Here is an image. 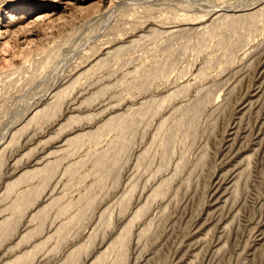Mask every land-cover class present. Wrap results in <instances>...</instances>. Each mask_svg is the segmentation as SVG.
<instances>
[{
  "label": "rangeland",
  "instance_id": "374dc122",
  "mask_svg": "<svg viewBox=\"0 0 264 264\" xmlns=\"http://www.w3.org/2000/svg\"><path fill=\"white\" fill-rule=\"evenodd\" d=\"M262 5L0 0V264H91L165 180L101 264H264V22L210 29ZM149 101L134 128L105 126Z\"/></svg>",
  "mask_w": 264,
  "mask_h": 264
},
{
  "label": "bare ground",
  "instance_id": "6f19581e",
  "mask_svg": "<svg viewBox=\"0 0 264 264\" xmlns=\"http://www.w3.org/2000/svg\"><path fill=\"white\" fill-rule=\"evenodd\" d=\"M261 5V4H260ZM248 13H250V12H248ZM247 14V13H246ZM218 20H216L215 22H217V23H215V26H213V28H212V25L210 26V27H208L207 28V30L210 28L211 30H212V32L214 31V29H216V27H219L220 26V28H221V25H225V26H228V24H230V25H234V26H232V27H235L236 25L238 26V25H242V23H247V25H245V26H248L249 27V25L250 24H255V25H257V23H259V22H264V5H262L260 8L258 7L257 9H255L252 13H250V14H247V15H225V16H221V17H216ZM215 18V19H216ZM221 18V19H220ZM220 19V20H219ZM249 24V25H248ZM243 26V25H242ZM239 27V26H238ZM254 27V26H253ZM236 28V27H235ZM180 29V28H179ZM240 29V28H239ZM243 29V28H242ZM250 29H251V27H250ZM256 29V28H255ZM172 30H174V29H172ZM176 30H178V29H176ZM237 30V29H236ZM204 31H205V29H204ZM203 30H202V32H200V33H203L204 32ZM252 31V30H251ZM207 32V31H206ZM208 32H209V30H208ZM208 32H207V34H208ZM173 33H175V32H173ZM205 33V32H204ZM216 33V32H215ZM179 34V33H178ZM210 34H211V31H210ZM212 35V34H211ZM174 36V35H173ZM150 85V84H149ZM180 90V89H179ZM177 91V92H180V91ZM175 92V91H174ZM173 94V93H172ZM174 94H179V93H174ZM173 96V95H172ZM172 96H167V97H164V98H160L161 100H159L160 102H159V108L164 104V103H167V102H169L170 100H171V98H173ZM175 96V95H174ZM198 100H196V102L194 103V108H193V110H192V112H194V114H195V112H196V110H198V108H200V107H204V106H206V104L208 103V102H210L211 101V99L208 97V93H205V95H202L200 98L198 97L197 98ZM155 99L153 98V101H154ZM152 101V100H151ZM153 101L151 102V103H153ZM156 102V101H155ZM157 103V102H156ZM149 105V106H148ZM153 105V104H152ZM157 105V104H156ZM150 106H151V104H150V101L149 102H147V103H145L144 102V104H142V106H139L140 108H138V110H132V111H128L129 113H127V114H125V115H119L120 117H117L116 119H112L108 124H106L105 126L106 127H108L107 125H109V127H111V128H113V129H115V132H118L119 134L120 133H122V131H124L125 130V127H127V126H129L130 128H134V126H135V123H136V121H137V116L138 117H144L145 115H146V113H147V110L149 111V108H150ZM149 107V108H148ZM182 107V106H181ZM181 107H180V110H181ZM135 109V108H134ZM137 109V108H136ZM152 109V108H151ZM176 110H177V108H176ZM54 111H55V109H54ZM182 111V110H181ZM55 113V112H54ZM41 113L39 112H36L33 116H32V118L30 119V120H28L29 122L33 119V118H35V117H37V116H39ZM152 114V113H151ZM182 115L183 114H181L180 116H181V119H182ZM197 116V115H196ZM201 116V115H200ZM162 121L163 120H161V122H160V124L158 125V127L156 128V131H157V133H155L154 134V136H157L158 135V133L160 132V130H161V127H162ZM167 121V120H166ZM28 122V123H29ZM27 123V122H26ZM27 123V124H28ZM177 123H180V120H178V122ZM26 124V125H27ZM127 124V125H126ZM149 124V123H148ZM25 125V126H26ZM126 125V126H125ZM180 125V124H179ZM24 126V127H25ZM164 126V125H163ZM24 127H22V128H24ZM103 127H104V125H103ZM145 128H147V127H145ZM163 128V127H162ZM132 130V129H131ZM147 130V129H146ZM19 131H21V130H18V131H16V133H18ZM15 133V134H16ZM15 134L13 135V136H15ZM87 135V134H86ZM91 135V134H90ZM122 135V134H121ZM85 135H78V136H76V137H74V138H72V139H70V140H68L69 142H72V144H77V143H80L81 141H82V139H83V137H84ZM120 136V135H119ZM124 136V135H123ZM156 138V137H155ZM115 143V142H114ZM117 144V143H116ZM132 144H133V140L132 141H130V142H125V141H123V142H121L119 145H118V150L120 151V152H123V151H127V152H129L130 151V149H131V147H132ZM146 150V149H145ZM147 152V151H146ZM1 153V152H0ZM142 153V152H141ZM4 155V154H3ZM143 155H144V153H142V154H139V156H138V162L137 163H139V161L141 162V160H143L142 159V157H143ZM100 156V155H99ZM102 156V155H101ZM118 156V155H117ZM101 161L102 160H100L99 159V157H98V160H97V163H101ZM50 164V163H49ZM52 164H54V163H51L50 165H52ZM55 165V164H54ZM179 165V164H178ZM179 168H181V166H177L176 165V170L175 171H178L177 169H179ZM68 169V168H67ZM54 170H55V167H48V165L47 166H44V168H42V169H39V170H36V171H31V172H29V173H27L26 172V174L24 173L23 174V176L22 177H20L19 178V180H17V182H15V183H13L12 185H10V189H12L15 185H17L18 184V182H20L21 180H26V179H28L29 177H33V176H35V175H39V174H45V173H47L46 175H52L53 174V172H54ZM69 170V169H68ZM70 172V171H69ZM176 173V172H175ZM30 179V178H29ZM48 181V180H47ZM169 184H170V182H169V180H165V181H161V184H159V186H158V188L160 187H162L165 191H162V190H160V189H156V188H154V190H152V192L148 195V197L146 198V201L144 202V204L142 205V206H140L136 211H135V213H133L134 215L132 216V218L130 219V221H128V223H127V225L125 226V228H124V232L123 233H121L117 238H116V240L111 244V246L109 247V248H107V250L106 251H103L100 255H98L97 257H95V259L92 261V263L91 264H101L102 263V261L104 260V258H106L107 257V255L109 254V252H110V250H112V248L114 249L116 246V243H122V246H123V244L125 243L124 241H127L128 240V236H129V234H130V231H131V226H133L132 225V223H133V221H135V219L137 220L139 217H141L142 215H143V213L144 212H148V211H146V210H148L149 209V207H150V205H151V203H152V201L153 200H156V198L157 197H163V195H165L166 194V189L164 188V187H167V190H168V186H169ZM46 186V182H43V185H41L40 187H38L37 188V191L40 193V191H42L43 190V188ZM132 187L134 186V185H131ZM131 186H129V188H131ZM130 190V189H129ZM134 190V189H133ZM133 190H130V192H128L130 195H131V192L133 191ZM126 192V193H127ZM133 194V193H132ZM127 195V194H126ZM22 195L20 196V198L18 199L19 201H20V203L19 204H21V205H19V206H16L17 207V209H18V211L20 212V214L22 215L23 213H24V211L27 209V207L28 206H30L31 204H33V201H31V200H26V199H22ZM127 197H128V195H127ZM133 197V196H132ZM130 197H128V199H129ZM21 199V200H20ZM127 199V200H128ZM17 200V199H16ZM126 200V199H125ZM126 200V201H127ZM129 201V200H128ZM15 202V201H14ZM16 204H17V202H16ZM13 206V205H12ZM125 206H126V203H125ZM47 210V207L45 206L44 208H42V209H40L39 211H38V213H41V212H45ZM26 212V211H25ZM143 217V216H142ZM152 222V221H151ZM151 222H148V224H147V226L146 227H144L145 229L144 230H142L141 231V233H143V232H145V231H147V228L149 229V227H151ZM3 223H6V221H3ZM111 224V223H110ZM134 224V223H133ZM8 226L9 225H7V224H5L4 226H2V225H0V232L1 231H4L5 229H10V228H8ZM59 229V228H58ZM10 231V230H9ZM8 231V232H9ZM7 232V231H6ZM36 232V231H35ZM57 232V231H56ZM59 232V231H58ZM32 233H34V232H32ZM144 234V233H143ZM142 235V234H141ZM28 235L26 234V237H27ZM130 236H131V234H130ZM23 237H25V236H23ZM25 237V238H26ZM30 237V236H29ZM22 238V237H21ZM24 238V239H25ZM118 241V242H117ZM42 244H44V243H39V245L37 244L36 246L34 245V248L35 249H37V248H40L41 246H42ZM33 248V249H34ZM42 248V247H41ZM32 249V250H33ZM77 249H80L81 250V248H77ZM32 254L33 253H30V252H27V253H25V254H23V255H21V256H19V257H17V258H15L13 261H11V262H7V264H22L24 261L26 262V261H30L33 257H32ZM71 255L73 256V257H77V255H78V250H76V251H74V252H71ZM70 255V256H71ZM125 255V254H124ZM126 261V260H125ZM125 261H124V263H125Z\"/></svg>",
  "mask_w": 264,
  "mask_h": 264
}]
</instances>
